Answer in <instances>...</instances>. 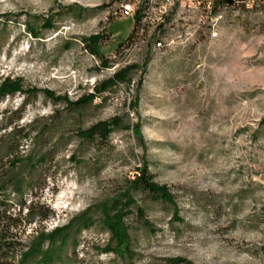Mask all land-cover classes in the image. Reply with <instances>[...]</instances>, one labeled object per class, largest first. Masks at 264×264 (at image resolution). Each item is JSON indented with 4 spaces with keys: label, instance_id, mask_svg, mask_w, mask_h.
<instances>
[{
    "label": "rangeland",
    "instance_id": "1",
    "mask_svg": "<svg viewBox=\"0 0 264 264\" xmlns=\"http://www.w3.org/2000/svg\"><path fill=\"white\" fill-rule=\"evenodd\" d=\"M117 8L118 0H0V82L21 80L24 90L76 102L117 69L139 67L129 86L77 110L42 95L0 101V165L12 153L43 158L22 167L33 184L24 200L53 215L40 224L27 221L24 211L22 246L37 230L49 233L86 214L95 224L71 231L64 264H167L174 258L264 264V14L225 11L214 40L208 23L179 10L162 28L127 44L134 22L110 18ZM44 20L52 21L51 30L41 27ZM188 28L196 29L192 38L185 36ZM95 34L103 36L100 54L109 69L100 70V59L82 43ZM116 117L140 124L141 141L123 130L106 145L77 139V131ZM143 164L173 195L177 216L169 205L138 198L148 227L133 209L125 222L131 256L101 253L109 235L94 208Z\"/></svg>",
    "mask_w": 264,
    "mask_h": 264
},
{
    "label": "trees",
    "instance_id": "2",
    "mask_svg": "<svg viewBox=\"0 0 264 264\" xmlns=\"http://www.w3.org/2000/svg\"><path fill=\"white\" fill-rule=\"evenodd\" d=\"M144 9L145 5L142 4L134 16V25L127 44L141 36L140 20ZM109 17L113 18L114 16ZM41 27L44 30H51L52 21L44 20ZM27 30L30 37L37 38L38 34L33 28L27 27ZM102 40V35L95 34L82 39V43L91 56L100 59L99 69L105 70L109 69L110 66L100 54ZM138 70L139 67L136 65H127L117 69L110 78L93 86L92 94L82 96L76 102H70L66 96H55L48 90H24L21 80L4 78L0 82V101L16 94L27 98L42 95L54 105H64L68 110H77L92 105L95 97L106 91L120 85L129 86L132 82L131 75ZM128 107L130 106L128 105ZM262 123L264 125V121ZM115 130L131 131L134 133V138L138 142L141 141L140 124L124 125L123 120L118 117L97 123L86 130H79L76 137L81 142L106 145L110 135ZM26 139H30V136ZM73 159V157L70 158V160ZM37 161L34 162L32 157L21 160L12 153L8 154L7 164L0 165V264H64V250L71 238V231L74 229V232L79 233L95 224L86 214H82L79 218L69 221L67 225L56 228L49 233L44 228L37 230L27 247L22 246L21 238L25 231L20 228V223L24 211V217L29 222L37 220L41 224L53 217L52 213L44 206L34 204L31 201L27 203L24 200L25 191L32 188L33 184L26 182L22 167L23 165H40L44 159L39 158ZM11 196L17 199L15 203L10 200ZM138 198L169 205L173 208L174 217L177 216L173 195L166 186L159 185L154 181L148 166L143 164L135 170V176L131 180H127L121 188L117 189L110 197L99 202L94 208L100 216L98 223L109 235L107 244L100 250L101 253H111L117 257L131 256L130 237L125 222L132 215L133 209H135L136 218L148 227V222L144 219L143 209L137 204ZM14 206L17 207L18 214L14 213ZM71 243L74 242L71 240ZM166 263L191 264L182 258L169 259Z\"/></svg>",
    "mask_w": 264,
    "mask_h": 264
},
{
    "label": "built area",
    "instance_id": "3",
    "mask_svg": "<svg viewBox=\"0 0 264 264\" xmlns=\"http://www.w3.org/2000/svg\"><path fill=\"white\" fill-rule=\"evenodd\" d=\"M227 1L232 3L227 4ZM142 4L145 5V9L140 20L141 35L147 29L162 28L179 10H187L188 13L199 16L198 22L202 25L208 23L210 38L214 40L218 38L216 27L225 11L243 8L264 14V0H118V8L111 15L114 17L122 15L134 19ZM195 33L196 29L188 28L185 36L192 38ZM155 47L161 49L163 43L158 40Z\"/></svg>",
    "mask_w": 264,
    "mask_h": 264
},
{
    "label": "water",
    "instance_id": "4",
    "mask_svg": "<svg viewBox=\"0 0 264 264\" xmlns=\"http://www.w3.org/2000/svg\"><path fill=\"white\" fill-rule=\"evenodd\" d=\"M232 3V1H227V4H231Z\"/></svg>",
    "mask_w": 264,
    "mask_h": 264
}]
</instances>
